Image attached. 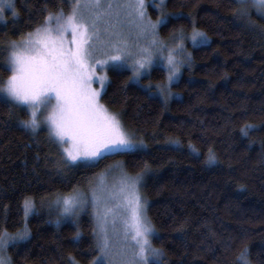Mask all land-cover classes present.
<instances>
[{"label":"trees","instance_id":"trees-1","mask_svg":"<svg viewBox=\"0 0 264 264\" xmlns=\"http://www.w3.org/2000/svg\"><path fill=\"white\" fill-rule=\"evenodd\" d=\"M71 3L13 0L15 15L7 11L0 21V59L9 41ZM236 7L233 0H164L158 12L148 7L152 19L177 14L159 26L163 39L181 31L189 36L193 27L207 36L187 44L189 63L166 101L152 93L166 79L162 67L153 66L138 83L127 68H108L101 100L144 136V150L64 163L43 129L21 123L28 119L25 107L0 97V232L27 228L25 238L5 248L10 264H90L98 248L89 212L56 222L50 207L118 162L131 175L146 171L151 245L161 254L148 264H243L238 254L245 246L251 264H264V19L251 6V25L236 20ZM7 73L0 64V81ZM25 197L34 205L27 217Z\"/></svg>","mask_w":264,"mask_h":264},{"label":"snow or ice","instance_id":"snow-or-ice-1","mask_svg":"<svg viewBox=\"0 0 264 264\" xmlns=\"http://www.w3.org/2000/svg\"><path fill=\"white\" fill-rule=\"evenodd\" d=\"M233 2L237 5L233 9L234 19L251 25V6H255L264 19V0ZM163 3L164 0H159L157 7L162 8ZM6 5L15 15L12 0H0V18ZM169 15L177 14L161 12L155 21L151 20L145 14V0H73L67 14L62 7L55 13L48 12L42 22L21 39L9 41L6 67L10 75L0 84V92L27 107L30 115L21 121L24 126L33 130L41 125L47 128L49 138L61 148L64 163H98L108 153L132 147L133 142L116 114L109 112L98 100L101 88L92 86L98 76L96 67L109 61L114 62L113 66L130 61L133 75L129 79H138L146 64L152 61V52H163L165 44L157 37V25L166 22ZM133 33L137 44L143 37L148 47L141 45L134 52L128 39ZM183 36L181 31L174 37L179 38L176 51L183 50L179 42ZM191 38L201 43L207 40L206 34L195 27ZM179 62L180 58L169 47V80L178 72ZM98 79L103 86L107 76L99 75ZM41 111L45 115L39 118ZM208 159L215 160L214 154L210 152ZM137 179L125 176L120 187L111 190L108 197L93 193L94 204L102 198L119 200L117 207L122 210L123 237L121 243L113 242L108 231V217L114 210L105 207L98 213L99 230L94 229L99 251L92 258V264H103L105 258L109 264H148L150 257L159 256L160 250L151 247L152 228L136 191ZM79 197V192L65 195L58 198L57 206L62 213L71 214L81 204ZM33 206L32 199L25 197V217ZM26 236V227L14 234L0 232V264H10L4 253L8 243ZM238 256L243 264H251L246 246Z\"/></svg>","mask_w":264,"mask_h":264},{"label":"rangeland","instance_id":"rangeland-1","mask_svg":"<svg viewBox=\"0 0 264 264\" xmlns=\"http://www.w3.org/2000/svg\"><path fill=\"white\" fill-rule=\"evenodd\" d=\"M72 3H73V0H72ZM72 3H71V5H72ZM157 4H159V0L158 1L157 0H145V14H146L147 17L150 18V16L148 15V7L149 6H151L153 9H155V11H157V12L162 10V8H158L157 7ZM12 5H13V0H12ZM71 5H70L69 9L65 12V14H67L70 11ZM5 7H6V10L2 13V18H0V21H3V17H4V15H5V13L7 11L12 10L11 8H8L7 5ZM150 19L153 20V21L156 20V19H152V18H150ZM160 25L161 24L157 25V37H158V39L164 41L165 47L163 49V52L161 53L160 51H153L152 52V61L150 63L146 64L145 68L141 71V74H140L138 79L133 78L132 80L135 83H138L139 80H140V77H142L143 75L147 74L149 72V70L153 66L162 67L165 70V72H166V79H165L163 84L157 85L156 89H155V92H152V93L158 95L161 99L166 101L167 97H171V95H172L170 93L171 91H170L169 87L171 86V84H173L174 82H176L178 80V78L180 76L181 68L184 65L189 63L190 55H189V50H188L187 44H190V46H192V45H199V44H201V42H199L198 40L197 41H193L192 38H191V33L189 34V36L188 35H184L183 39L179 41L183 45V50L182 51H176L175 50V45L177 44V41H178L179 38L177 37L176 39H174V37H176V34L171 36V37H169V38H166V39L161 38L159 33H158V28H159ZM124 31L127 32L128 29L125 28ZM69 35H70V33H69ZM21 38L22 37L18 38L17 40H19ZM128 39H129V41L131 43V46H132V49H133L134 52L137 51L138 48L141 45L144 46V47H148V41H147V39H145L143 37L139 38V44H137L136 43L137 37L135 36L134 33L132 35H130L128 37ZM169 47H172L174 49V54L177 57L180 58L179 70L175 74V77L172 80L168 79L167 56H168V48ZM7 48H8V46H7ZM99 58H101V57H98V59ZM6 62H7V51L5 50L4 51V58L2 57L0 59V64L3 65V68H5V70L8 73L5 76V78H3V81H0V84H2L7 79V77L10 75V70L6 67ZM113 63L114 62L109 61L104 66L97 65L96 73L98 74V76L99 75H106L107 79L104 81L103 86H101L100 81H99L98 76H97V78H94L92 86L95 87V88H101V92H100V95L98 97L99 102L101 104H103L105 106V108L109 112L116 114L117 118L120 121V124H121L122 128L128 134L130 140L133 142V146L132 147L126 148V149H123V150H127V151L144 150V149L147 148V143H146V141L144 139V136L141 133H139L138 131L127 127L122 122V120L120 119L119 115L117 113H115L114 111L110 110L101 100V94L103 93V91H104V89L106 87V84L108 82V75H107L108 68H110V67L127 68L130 71L131 76L133 75V70H132L130 61L125 62L124 64L118 65V66H113ZM153 91H154V89H153ZM0 97L17 104V102L13 101L10 97H8L6 93L0 92ZM20 105L25 107V109L27 110V107L25 105H23V104H20ZM27 112H28V118H29L30 113H29L28 110H27ZM44 115H45V113L43 111L39 112V118H42ZM29 128L33 132H36L39 129H43L46 132L47 137L49 138L47 128L44 125H41V127L37 128L36 130H33L31 127H29ZM50 140L57 146L58 152L61 154L60 146L56 142H54L53 139H50ZM68 163L69 164H75L77 162H68ZM144 171H142V172H140V173H138L136 175H131V174H128V173L125 172V170L123 168V165L120 162L112 164L106 170L101 171L98 174H96L94 176V178L92 179V181L89 182V186L80 187L76 191H73V192H79V194H80L79 198L81 200L80 206L73 213L64 214V213H62L60 211V208L57 206V200H58V198H62L63 196H65L67 194H65L63 196L59 195L55 199L56 201L53 204L54 208L50 207V210H52L53 214L59 216L58 220H56L57 219L56 218L55 221L56 222L57 221H59V222L76 221L80 215H82L85 212H89V214H90V216L92 218V221H93L94 229L99 230L98 213H102L104 211L105 207L112 208L114 211L112 213H110L109 217H108V231H109V234L112 237L114 243H116V244L121 243L122 237H123V232H122V221L120 219V215H121V211L122 210H121V208L117 207V205L119 204V200L110 199V198H102V199H99L97 201V203L94 204L93 203V193L96 192V194L98 196L102 195L104 197H108L109 192L111 190L118 189L120 187L121 180L125 176H127V177H138V179L136 180V191L138 192V194L141 197V202H142V206H143V210H144V215H145V217L147 219V222L150 224V222L148 221L147 215H146V205H147L146 202H147V200L144 197L143 190H142L143 182L145 181V178H146V171L145 172ZM72 193H69L68 195H70ZM32 210H33V208H32ZM32 210L29 212V214L27 216H29L32 213ZM114 220H115V222H114ZM151 228H152V226H151ZM152 232H153V229H152ZM152 235L153 234H151L149 236L150 242H151ZM94 236H95V233H94ZM16 240H20V238H17ZM95 240H96V237H95ZM10 242H12V241H10ZM151 247H152V245H151ZM98 251H99V249H98ZM4 253H5V249H4ZM160 257H161V254H159V256H157V257H150L149 261L150 260L158 261L160 259ZM103 263L104 264H109L108 259L105 258ZM90 264H92V262Z\"/></svg>","mask_w":264,"mask_h":264}]
</instances>
